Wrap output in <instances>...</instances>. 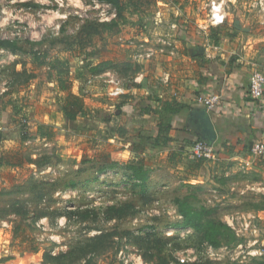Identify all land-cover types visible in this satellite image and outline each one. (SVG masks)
<instances>
[{
  "label": "rangeland",
  "instance_id": "rangeland-1",
  "mask_svg": "<svg viewBox=\"0 0 264 264\" xmlns=\"http://www.w3.org/2000/svg\"><path fill=\"white\" fill-rule=\"evenodd\" d=\"M120 1L128 3V0ZM165 1L137 0L138 8L127 5L122 18L127 23L124 33L134 36V32H138L142 38L140 42H145L144 47L158 42L153 27H145L142 18H149L151 24L152 10L156 5L167 4ZM212 1L220 2L226 18L228 16L231 21L237 19L235 9H239L240 18L247 23L244 32L264 37V0H188L192 7L196 4L201 7V10L195 8L194 16L191 12L193 28L206 32L212 29L206 23ZM113 12L116 13L113 6L97 0H0V40L17 41L22 48V52L15 54L0 48V146L4 154L0 160L22 164L0 168V264L218 262L220 250L210 246L213 251H209V246L201 242L195 232L174 226L181 222V217L172 207L175 195L171 189L154 192L160 194L151 197L142 193L125 175L127 173L119 165L120 144L113 142L114 150L106 151V141L101 135H106L103 127L96 129L99 137L93 135L100 141L97 148L93 147L91 136L86 135L90 141L83 137L74 141L69 137L68 134L75 130L73 123L59 124L55 130L51 128V145H46L36 133V124L32 121L47 115L49 109L56 119L59 105L58 91L52 90L51 83H47L48 67L34 63L31 54L39 53L48 61L55 58L65 61L68 70L74 73L71 78H77L90 46L83 43L87 48L69 50L65 42L85 27L115 19ZM176 28L179 29L177 23L170 26L171 31ZM94 29L91 47L104 46L105 40L112 48L107 51L116 55L106 58H119L120 44L113 42L101 26ZM126 39L134 44L133 37ZM77 64L81 65L79 69H76ZM85 70L80 76L85 81L77 79L82 84L79 87L84 96L80 92V96L75 97L81 103L84 99H98L103 108L106 97L113 95L111 92L105 95L100 89L102 94L93 96V88L103 81L97 79L95 83L94 77L86 78L91 74ZM114 82L107 83L115 86L112 90L118 86ZM92 113L98 115L96 111ZM109 114L115 113H104L105 116ZM62 126H65L64 130H61ZM22 128L29 130L24 136ZM87 131L81 129L82 133ZM97 150H102L100 155L92 158L99 152ZM29 161L35 164H29ZM110 208L114 211H109ZM170 231L172 234L168 235ZM235 242L229 233L220 240L226 247V264L238 263L236 258L231 259ZM182 257L189 261L180 263L178 258Z\"/></svg>",
  "mask_w": 264,
  "mask_h": 264
},
{
  "label": "crops",
  "instance_id": "crops-1",
  "mask_svg": "<svg viewBox=\"0 0 264 264\" xmlns=\"http://www.w3.org/2000/svg\"><path fill=\"white\" fill-rule=\"evenodd\" d=\"M165 2L167 4L156 5L152 10L151 24L149 18H142L145 27L152 26L155 38H158L151 47H144L145 42H140L142 38L138 32H134V36L125 34L127 23L124 20L115 18L99 22L110 25L116 21L105 30L113 42L120 44L121 54L116 59L106 58L115 55L107 51L112 49L108 42L104 40V46L96 44L91 47V41L89 68H95L101 62H109V65L102 72L88 71L91 75L85 77H94L93 82H98L97 79L103 81V84H97L100 87L93 88V96L102 94L100 89L109 95V90L115 87L107 84L110 81H115L122 93L106 97L103 108L98 99H84L82 106L88 114L76 117L71 124L75 130L68 135L74 141H80L81 137L86 141L92 138L93 147L97 148L100 141L93 135L99 137L96 129L103 127L106 135H101L106 141V151L114 150L111 145L119 142V165L127 173L125 175L133 176L139 190L143 189L144 194L152 197L160 194L154 192L171 189L175 195L173 204L176 198L183 196L192 207L209 211L210 218L224 224L236 241L231 259L236 258L237 264H264V155L251 153L254 144L262 143L264 93L262 98L253 100L247 89L253 72L264 74V37L244 32L247 23L240 18L239 9H235L238 11L235 21L227 16L224 25L206 32L191 26L194 20L191 14L194 16L195 8L201 10L199 4L192 7L188 0ZM173 23H177L179 29L171 31ZM167 31L166 35L161 34ZM127 37L137 40H132V45ZM80 66L77 64L76 69ZM126 66H129L127 71L124 70ZM73 74L69 71L66 89L62 90L46 72L50 79L48 85L51 83L52 90L58 91V117L55 119L49 109L47 115L32 121L38 127L34 125L38 137L46 145H51V128L55 130L59 124L66 123L61 106L67 97L83 93L79 87L82 84L77 80L80 78L72 79ZM205 94L219 96V102L212 110L207 111L198 102V98ZM202 109L209 115L216 134L211 144L215 158L209 161L195 160L190 155L194 142L201 140ZM92 111L98 115L94 116ZM107 111L115 114L105 116ZM63 128L65 126L61 130ZM82 128L88 131L82 133ZM117 128L123 129L124 135L117 134ZM1 147L0 157L4 156ZM101 151L92 158L98 157ZM19 165L22 164L3 160L0 168ZM133 165L140 167L138 175L142 178L131 174L128 168ZM172 207L176 208L175 205ZM174 211L177 213V209ZM215 249L220 250L216 264H226V247L221 243Z\"/></svg>",
  "mask_w": 264,
  "mask_h": 264
},
{
  "label": "trees",
  "instance_id": "trees-1",
  "mask_svg": "<svg viewBox=\"0 0 264 264\" xmlns=\"http://www.w3.org/2000/svg\"><path fill=\"white\" fill-rule=\"evenodd\" d=\"M102 3H107L113 6L116 10V20H123L124 18L123 11L125 10L127 5H130L132 7L138 8L139 3H137V0H128V3L123 4L120 0H97ZM132 2V5L130 3ZM116 23V21H115ZM115 23H98L94 27L88 26L85 27L81 32L72 38L70 41L67 40L66 45L68 49H75L77 50H83L87 48L84 44H90L91 39L90 37L92 34L94 35L95 32L92 31V29L97 28L98 26H101L104 29H107V27H110L112 25H115ZM95 30V29H94ZM88 36L87 40L86 37ZM65 41V40H64ZM84 43V44H83ZM0 48L6 49L7 51L11 52L12 54H15L17 52H22V48L18 45L17 41H11V40H0ZM32 60L34 63H36L38 66H47L48 67V77L52 80H56L58 83L59 88L62 90L66 89V78L69 76V70L67 67V63L65 61H62L59 58H55L52 61L46 60V58L42 57L39 53H32L31 54ZM59 59V60H58ZM91 57L87 55L85 59V63L82 65V68L85 70L87 69L91 73H98L104 71L107 66L109 65V62H101L97 64L95 68H89V64L91 63ZM129 67V66H128ZM128 67L124 68L125 71H127ZM89 68V69H88ZM86 71V70H85ZM82 75L81 71L78 73V77ZM61 110L64 114V118L66 120V123L71 125L75 120L77 116L86 117L87 111L84 110L82 103L79 101L78 98H76L73 95H69L65 101V103L61 106ZM25 126V124H24ZM25 129V128H24ZM24 129L22 128L23 136H24ZM29 130H26L25 133H28ZM117 134L124 135V130L121 128H117L115 131ZM1 135V133H0ZM1 137V136H0ZM1 141V138H0ZM3 160H0V163ZM27 162V160H26ZM29 164H32V161L28 162ZM35 164V163H33ZM128 168L131 171V174L137 175L139 178H142L138 175L140 167L133 165L129 166ZM130 177V176H128ZM133 177V176H132ZM132 177H130L132 179ZM133 180V179H132ZM134 181V180H133ZM135 185H137L135 183ZM142 193H144L143 189H141ZM174 205L177 209V213L181 216V222L176 223L174 226L180 227V228H191L194 230V232L200 237L201 242H206L212 247H218L221 243L220 240L229 233V229L222 223L216 222L215 220L210 218V212L206 211L204 209H197L195 207H192L185 199H179L176 198L174 200ZM109 211H114V208H110ZM55 257L51 258L54 260ZM162 264H168L167 262H163Z\"/></svg>",
  "mask_w": 264,
  "mask_h": 264
},
{
  "label": "built area",
  "instance_id": "built-area-1",
  "mask_svg": "<svg viewBox=\"0 0 264 264\" xmlns=\"http://www.w3.org/2000/svg\"><path fill=\"white\" fill-rule=\"evenodd\" d=\"M226 12L222 9V5L220 2L212 1L209 4V12L207 16L208 26L217 27L222 26L226 23ZM112 17H116V13H112ZM92 83V80L91 82ZM248 94L253 100H258L262 98L264 93V74L260 72H253L248 81ZM110 95L118 96L122 93L121 89L116 86V88L110 91ZM198 102L202 105L207 111L212 110L219 102V96L216 94H205L198 98ZM24 123H26L24 121ZM26 128L24 129V133ZM251 153L255 156L264 155V144L257 143L251 147ZM191 158L195 160H204L209 161L215 158V149L214 147L206 141L197 140L194 142L191 149ZM168 235L172 234V231L167 233ZM209 251H212L210 247H208ZM180 263H185V261H189L187 258H178Z\"/></svg>",
  "mask_w": 264,
  "mask_h": 264
},
{
  "label": "water",
  "instance_id": "water-1",
  "mask_svg": "<svg viewBox=\"0 0 264 264\" xmlns=\"http://www.w3.org/2000/svg\"><path fill=\"white\" fill-rule=\"evenodd\" d=\"M201 116H202V124H201V126H202L201 131L202 132L200 135V139L208 142L209 144H212V142L214 141V139L216 137V134H215V131L213 129L210 117L207 114L205 109L201 110ZM261 141L264 144V133H263Z\"/></svg>",
  "mask_w": 264,
  "mask_h": 264
}]
</instances>
